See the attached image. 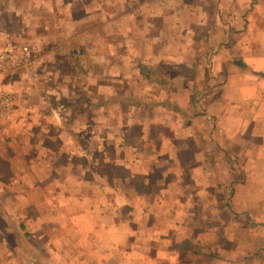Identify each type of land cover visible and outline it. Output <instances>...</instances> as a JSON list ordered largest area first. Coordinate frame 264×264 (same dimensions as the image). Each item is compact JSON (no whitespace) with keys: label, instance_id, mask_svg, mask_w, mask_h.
I'll return each mask as SVG.
<instances>
[{"label":"crops","instance_id":"1","mask_svg":"<svg viewBox=\"0 0 264 264\" xmlns=\"http://www.w3.org/2000/svg\"><path fill=\"white\" fill-rule=\"evenodd\" d=\"M16 1L0 5V48L16 33L42 46L40 8ZM115 2V43L83 56L84 85L58 72L47 89L60 102H23L39 116L19 121L23 134H0V264H264V0ZM71 39L57 34L44 60L60 63ZM49 141L67 151H50L47 177L33 182L27 144ZM90 141L114 156L101 151L94 170L67 163L59 181L58 159ZM32 189L50 192L33 200Z\"/></svg>","mask_w":264,"mask_h":264},{"label":"rangeland","instance_id":"2","mask_svg":"<svg viewBox=\"0 0 264 264\" xmlns=\"http://www.w3.org/2000/svg\"><path fill=\"white\" fill-rule=\"evenodd\" d=\"M7 0H0V5L4 4ZM32 1V2H31ZM74 1V2H73ZM127 6L131 5L132 0H126ZM16 2L21 3V6L24 8H27L29 5L30 8L36 7L39 9V13L45 12L42 15L35 14L31 15L32 17H35L36 20L38 19L40 21L39 24H42V26H39V32H41L42 36L45 37L46 42L49 44H43L38 45L33 43H27L26 45L22 43V39L18 38V35L16 33V37L11 43L7 44L4 48H0V51L2 52L6 47L10 45H14L17 49L16 52H19L18 49H21V47H28L29 48V57L24 59H21L17 62H14L11 67V72H6L5 74H0V80L3 83H6L9 85V88L14 94V108L11 113H9V119H4L0 123V134L6 135V136H18L19 133L23 134L25 132V129L23 126H19L20 120L29 118L33 114H30L31 112L28 111L25 113L23 111L21 104L24 102L29 103L31 105H35L36 103H45L49 106H53V104L60 102L58 100L57 94L51 93V88L47 89V87L52 86H58L59 84H56L54 81V78H58L57 74L60 73L61 76L69 77L71 79L75 80V83H71L72 86H83L84 83L78 79V76L82 75L83 73L81 71H84V58L83 56L88 53L94 57H98L100 54V43L103 40H108V44H114L116 39V23L115 17H117L119 14L115 13L116 2L115 0H104L103 3L107 6V20H110L109 24H107V31L106 29L101 30L99 29L100 21L105 15L103 12L98 13L95 11V9L99 8V0H70V4H68L69 0H29L28 5L26 3L28 0H17ZM33 3V4H31ZM102 3V4H103ZM68 5L71 7V5H74L75 11L73 13H68ZM49 6V7H48ZM56 7H59L64 13H57ZM44 8V9H42ZM71 9V8H70ZM21 16V15H17ZM6 15L0 11V20L5 19ZM11 17V15H9ZM92 23L96 24V28L94 30H90L92 27ZM94 27V26H93ZM103 27V26H102ZM59 31V32H58ZM57 34L60 37V42L64 41L65 38L67 39V36L71 35V41L70 45H65V51L62 53L64 58H61V62H57L54 60V58L49 61H45L46 54L49 56L53 54V44L57 42ZM105 34H107L105 36ZM36 41V38H35ZM53 43V44H52ZM89 45V46H87ZM109 45L107 47V52H109V55L115 54V47ZM102 52H105V47H102ZM55 53V52H54ZM43 55V56H42ZM66 58V59H65ZM57 64H59V68L57 69ZM74 68L72 65H74ZM88 66V70H93L94 72H99V63L97 60H92L91 65L89 61L86 63ZM60 70V71H57ZM45 85V86H44ZM90 87L96 89L94 85H90ZM43 90L45 88V94L43 97H41L40 94L37 96L33 93L30 94V92H34L35 90ZM49 91V92H47ZM41 97V98H40ZM83 96L80 94H76L73 97V103H79V101H83ZM91 101V102H90ZM98 103V96L92 95L90 100H85L84 103ZM98 105V104H96ZM28 116H25V115ZM34 116V115H33ZM35 116H39V112L35 111ZM34 116V117H35ZM48 118L52 117V114H48ZM47 118V119H48ZM49 126V124L45 125V131H49V135L56 134V128ZM32 130V128H30ZM70 129V127H69ZM28 130L31 133H35L34 131ZM100 129L97 127H92L91 133L92 134H98ZM71 132L75 135H79L78 127H75L74 129H71ZM82 133V130L79 131ZM61 143L63 142H52L49 141L47 143V146L50 147L49 150H41V146L46 144V142L41 143V146L37 142H33L30 146V142L27 144V149L32 148L33 150H29L27 152V159H23V161L28 163V169L29 173H31L30 180L35 182L42 178L47 177L44 172L41 173V168L53 165L52 161V154L50 151L54 150L57 154L61 153L62 149L65 147H61ZM15 145V143H13ZM17 148L19 145H23V143L18 142ZM101 143L99 141H90V142H79L75 148L71 149L69 154H65V156L60 157L58 161L55 164L59 165L58 172V180H66L67 174H65L64 167L67 163H70L72 170H74V167H86V170L92 169L94 170V166H98L101 162L102 153H106V156L102 158L103 160L106 157H109L110 155H113L111 149L103 147L100 145ZM74 147L73 144L71 145V148ZM67 148V147H66ZM65 148V152L67 149ZM36 150L38 152L36 153ZM86 154H85V152ZM90 151V153L88 152ZM102 151V153H101ZM41 154V156H40ZM70 155V157H68ZM114 156V155H113ZM96 157V159H95ZM39 159L40 162L35 161L36 159ZM15 163H19V158L16 159ZM36 165V166H35ZM106 167H112L111 165H108ZM36 169H38V172H35ZM108 169V168H107ZM60 174V175H59ZM39 175V177H38ZM92 175V174H91ZM60 176V177H59ZM78 178L83 179L85 177L84 173L81 172L79 175H77ZM43 192H50L49 190L43 191V190H29V193L32 194V199L35 200L37 197L43 198Z\"/></svg>","mask_w":264,"mask_h":264},{"label":"built area","instance_id":"3","mask_svg":"<svg viewBox=\"0 0 264 264\" xmlns=\"http://www.w3.org/2000/svg\"><path fill=\"white\" fill-rule=\"evenodd\" d=\"M14 45L6 47L2 52L0 51V74L11 72V67L14 62L29 57V48L24 46L18 49ZM14 94L9 88V85L0 80V123L6 118L9 119V113L14 108Z\"/></svg>","mask_w":264,"mask_h":264}]
</instances>
